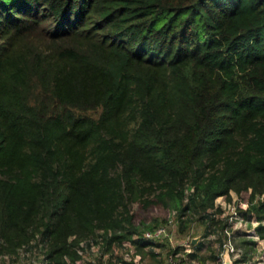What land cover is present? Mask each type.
I'll use <instances>...</instances> for the list:
<instances>
[{
  "label": "trees",
  "instance_id": "16d2710c",
  "mask_svg": "<svg viewBox=\"0 0 264 264\" xmlns=\"http://www.w3.org/2000/svg\"><path fill=\"white\" fill-rule=\"evenodd\" d=\"M247 189L264 237V0H0V255L76 264L99 242L132 264L112 249L156 256L133 236L158 225L130 204L205 237L214 199Z\"/></svg>",
  "mask_w": 264,
  "mask_h": 264
},
{
  "label": "rangeland",
  "instance_id": "374dc122",
  "mask_svg": "<svg viewBox=\"0 0 264 264\" xmlns=\"http://www.w3.org/2000/svg\"><path fill=\"white\" fill-rule=\"evenodd\" d=\"M1 38L3 44H7V42L11 41L14 43V38H11V40L7 39L6 36H2ZM30 100H32V97H30ZM47 106L52 111L59 110L58 107H55L53 104L51 105L50 102H47ZM99 111V108L87 110L71 109L73 115L86 116L92 119L98 116ZM248 195L249 190L247 189L239 193L229 191L228 199L216 197L213 201V208L209 211L213 212L214 209H216L214 207L219 208L220 212L215 213L214 219L220 223H226V227L221 231L210 229V233L205 237L203 236L205 232L203 231L204 225L196 219L197 217L194 221L181 229L178 227L176 214L173 210H167L154 203L143 207L140 203L134 202L130 204L131 220L133 224L151 225L154 222H156L155 226L165 224L168 229L167 231L171 233L170 239L160 240L155 243L159 248L152 249L153 252H155L154 254H157L152 258L145 254V251H143V254H140L134 251L133 247L128 246H121L120 249H115L117 255L113 254V252L112 254L119 258H122V255L126 254V256H124L126 258L125 261L129 262H132V257L135 255L137 257V264H164L165 254L171 250L169 242L178 244L196 239V241L203 243V249L198 253V262L200 264H222L221 251L216 258L212 260L208 258L211 249L216 252L218 244L217 238H219L220 242H228L233 249V253L231 255L229 254L231 263L232 259L238 260L243 255V260L237 264H264V237H260L255 231L257 222L247 219V215H242V211L249 203ZM258 199L259 196L255 195L251 201L255 203ZM163 219L165 221L160 222ZM261 224L264 226V220ZM179 229H181V231H179ZM133 238H135V236H133ZM182 248L184 247L177 245L175 250ZM184 249H188V251L180 252L179 257L183 258V264H188V257L185 256V254L190 251V246ZM13 261L15 264L19 262L20 259L14 258ZM115 261L116 259L110 257L108 253H100L99 248H93L81 252L80 260L76 264H113ZM22 263L25 264L26 262Z\"/></svg>",
  "mask_w": 264,
  "mask_h": 264
},
{
  "label": "built area",
  "instance_id": "2783aa9c",
  "mask_svg": "<svg viewBox=\"0 0 264 264\" xmlns=\"http://www.w3.org/2000/svg\"><path fill=\"white\" fill-rule=\"evenodd\" d=\"M167 230H168L167 226L165 224H161V225H158V226L153 227L151 229L144 230L138 236H135V237L136 238L138 237L141 240L155 244L156 242H159L160 240H164V239L169 240L170 239L171 233L168 232ZM32 244L33 243H30L28 245L29 246L28 248L26 246L21 247L17 251V254L15 257L14 256L10 257L6 254H1L0 255V262H2L3 264H10V262L14 263V261H13L14 258H18L20 260H23L22 262H26L25 264H38L40 256H41L40 255L41 254V246H40V244H37V245H32ZM169 244L171 246V250L167 254H165L164 264H183V258L179 257V253L188 251V249H184V248H187L188 246H190L191 242L188 240L186 242H181L178 244H173L172 242H169ZM82 245H83V242H80L79 246H82ZM98 245H99V242H97L95 244L91 243L88 250L93 249V248L97 249ZM121 245L122 246H131V245H128L126 243H123ZM177 245L182 246L184 248L178 249L175 251V247ZM222 248H227L228 254H230V255L233 253V249L228 242H223ZM124 256H126V254L122 255V261H123V259L124 260L126 259ZM180 256H181V254H180ZM136 261H137V257L134 255L132 257V262L135 263ZM21 264H24V263H21ZM115 264H121V261H116Z\"/></svg>",
  "mask_w": 264,
  "mask_h": 264
},
{
  "label": "water",
  "instance_id": "95a60500",
  "mask_svg": "<svg viewBox=\"0 0 264 264\" xmlns=\"http://www.w3.org/2000/svg\"><path fill=\"white\" fill-rule=\"evenodd\" d=\"M190 242L191 244H194L196 242V239H192ZM221 258H222V264H232L229 258L227 248H223Z\"/></svg>",
  "mask_w": 264,
  "mask_h": 264
},
{
  "label": "crops",
  "instance_id": "0c3cea01",
  "mask_svg": "<svg viewBox=\"0 0 264 264\" xmlns=\"http://www.w3.org/2000/svg\"><path fill=\"white\" fill-rule=\"evenodd\" d=\"M128 247H132V246H128ZM118 248V247H117ZM117 248H113L112 249V252H113V254H115V255H117L116 254V252H115V249H117ZM159 247H154V246H151L150 247V249L152 250V249H158ZM119 249H120V247H119ZM134 249V248H133ZM144 250H146L145 248H144ZM134 251H135V249H134ZM153 251V250H152ZM155 253V252H154ZM119 258V257H118ZM121 260H122V258H120ZM22 260H20L19 262H16L15 264H21L22 262H21ZM116 261H118L117 259H116ZM123 261H125V260H123ZM126 262H129V261H126ZM132 264H137V262L136 263H134V262H131ZM0 264H3L2 262H0ZM10 264H14V263H11L10 262Z\"/></svg>",
  "mask_w": 264,
  "mask_h": 264
}]
</instances>
